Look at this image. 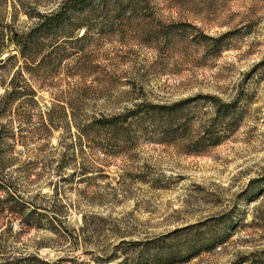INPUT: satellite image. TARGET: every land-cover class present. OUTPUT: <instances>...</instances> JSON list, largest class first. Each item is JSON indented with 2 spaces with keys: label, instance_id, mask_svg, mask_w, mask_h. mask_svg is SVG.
Wrapping results in <instances>:
<instances>
[{
  "label": "rangeland",
  "instance_id": "374dc122",
  "mask_svg": "<svg viewBox=\"0 0 264 264\" xmlns=\"http://www.w3.org/2000/svg\"><path fill=\"white\" fill-rule=\"evenodd\" d=\"M59 1L0 0V17L27 31ZM99 21L42 65L1 53L17 58L0 97L23 94L0 111V264H162L141 252L156 238L174 264H264V0H144ZM202 95L230 103L222 126L204 128ZM136 106L117 132L98 122Z\"/></svg>",
  "mask_w": 264,
  "mask_h": 264
},
{
  "label": "trees",
  "instance_id": "16d2710c",
  "mask_svg": "<svg viewBox=\"0 0 264 264\" xmlns=\"http://www.w3.org/2000/svg\"><path fill=\"white\" fill-rule=\"evenodd\" d=\"M143 2L144 0H60L56 9H52L47 12L32 11V13H29L28 17L30 19H34V22L29 26L27 31L21 32L14 31L12 29L14 27L6 23V21L2 19V16L0 17V68L3 67L9 60L17 58L16 54L13 53L4 58L1 57L3 49H6L10 45H14V47L17 48L18 56L24 61L30 62L31 64L35 63L42 65V63H44V54L41 53L43 48L47 47L54 50L59 46L57 44L59 41L64 43L66 41L67 43L85 39L87 32L92 28H98V30H100L99 26H101V21L99 20L101 18H117L121 11L130 7L131 4L137 6ZM25 66L27 73H30L29 70L31 69L27 68V65ZM33 67L35 66L33 65L32 68ZM22 94L23 93L21 91L16 89L14 92L11 91L1 95L0 111L5 110L10 99H18V97L22 96ZM29 95L30 96L28 98L34 102V99L31 98L35 96V92L32 91ZM202 97L208 99L214 108L213 116L209 118V121L207 122V125H204V128L211 127L216 129L218 126H222L224 115L231 110L230 103H224L214 95H202ZM174 105L175 104L166 106L149 103L147 104L148 109L146 108L144 111L151 113L150 116L154 113H159L160 115L165 114L168 118V122L170 123L175 120L173 115L183 112L182 108L173 109ZM137 107L138 106L123 115L119 114L121 116L114 115L109 119H102L98 122L101 123L104 128L110 130V132H117L120 128H125L123 127V124L127 121L129 116L136 115V118L140 116L141 119L143 114ZM140 112L142 115L138 114ZM119 120L121 122H118ZM200 138L204 139L205 137L200 136ZM214 143L216 142L213 141L212 144ZM194 151H200L199 147L194 148ZM5 167V162L2 164L0 163V178H4L2 172ZM3 186L5 185L0 184L1 189L7 190V187L4 188ZM8 193L7 197L3 200L4 202H8V197H12V195ZM5 208L10 212L19 213L18 211L12 210L10 207ZM22 208L21 212H23L24 208H26V203L25 205L23 203ZM30 211L35 212V210ZM29 224V226L35 225L33 223ZM158 239L159 238L147 240L143 244L136 242L135 244L143 245L141 252L145 258L152 252V256L159 261L161 260L163 262L162 264H174V261L172 260H174L175 256L170 255V253L166 252L161 255L163 257L162 259L158 258V254L162 250V246L157 243L159 241ZM155 243L157 244L155 245ZM243 261L244 260L241 259L239 262L233 264H241ZM41 263L53 264L43 260ZM4 264H12V262H5Z\"/></svg>",
  "mask_w": 264,
  "mask_h": 264
}]
</instances>
